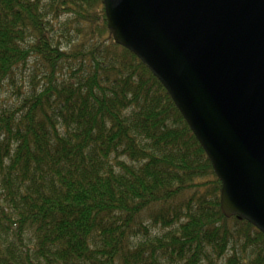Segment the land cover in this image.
<instances>
[{
  "label": "trees",
  "instance_id": "16d2710c",
  "mask_svg": "<svg viewBox=\"0 0 264 264\" xmlns=\"http://www.w3.org/2000/svg\"><path fill=\"white\" fill-rule=\"evenodd\" d=\"M28 79V82L26 81ZM0 264H264V235L102 0H0Z\"/></svg>",
  "mask_w": 264,
  "mask_h": 264
},
{
  "label": "water",
  "instance_id": "95a60500",
  "mask_svg": "<svg viewBox=\"0 0 264 264\" xmlns=\"http://www.w3.org/2000/svg\"><path fill=\"white\" fill-rule=\"evenodd\" d=\"M107 28L160 81L221 183L264 235V0H102Z\"/></svg>",
  "mask_w": 264,
  "mask_h": 264
},
{
  "label": "rangeland",
  "instance_id": "374dc122",
  "mask_svg": "<svg viewBox=\"0 0 264 264\" xmlns=\"http://www.w3.org/2000/svg\"><path fill=\"white\" fill-rule=\"evenodd\" d=\"M28 82V79H26ZM12 87H8L5 91H0V104L11 103L13 99L10 98Z\"/></svg>",
  "mask_w": 264,
  "mask_h": 264
}]
</instances>
